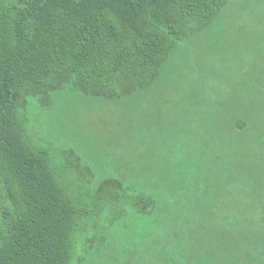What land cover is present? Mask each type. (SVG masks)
<instances>
[{"label": "trees", "instance_id": "1", "mask_svg": "<svg viewBox=\"0 0 264 264\" xmlns=\"http://www.w3.org/2000/svg\"><path fill=\"white\" fill-rule=\"evenodd\" d=\"M230 6L0 0V264H76L82 236L112 228L130 210H181L186 198L197 203L199 228L189 236L178 230L168 264H264V37L252 48L244 37L238 57L225 41L219 46L213 36ZM65 91L115 110L133 102L126 107L146 128L144 103L165 98L170 116L184 121L179 132L164 129L170 164L147 141L144 157L127 158L138 147L129 127L122 138L130 144L115 145L127 164L116 156L111 165L127 175L96 180L73 150L56 152L30 126L31 101L48 109ZM44 175L66 202L58 234L34 193ZM85 252L87 262L77 264H88Z\"/></svg>", "mask_w": 264, "mask_h": 264}, {"label": "rangeland", "instance_id": "2", "mask_svg": "<svg viewBox=\"0 0 264 264\" xmlns=\"http://www.w3.org/2000/svg\"><path fill=\"white\" fill-rule=\"evenodd\" d=\"M231 3L232 6L222 18L223 25L217 28L219 35L215 33L213 39H219L217 43L221 47L225 41V46L232 48L238 57L240 41L244 37L249 39V48L264 37V0H231ZM249 51L246 50L247 53ZM52 99L48 109L40 106L35 100L31 101V128L48 142H53L56 152L61 153L64 148L73 150L82 159V164L96 174V180L101 181L109 176L119 178L122 173L127 175L128 171L119 172V166H111L112 159L114 158V162L117 156L126 165L127 158L131 156H145L148 149L144 147L146 144L152 151H157V155L160 151L163 152L167 158L166 165L170 164V151L167 152L165 147H161L164 129L169 123L172 128L177 129L174 133L179 132L183 130L184 121L181 114L170 116V104L164 103L165 98L152 97L148 98V102L144 101L148 111L145 115L147 128L138 123L140 115L135 116L127 108L128 105H134L133 102L124 103L115 110L112 103L105 105L102 103L104 100L79 97L73 91L57 93ZM129 127L136 137L133 144L138 147H135L136 150L132 154H126V158L122 155L123 150H115V145L130 144L129 139L122 138ZM144 141H147L145 145ZM182 141L183 136L180 135L177 150H180L178 147L182 145ZM134 165L139 167L137 163ZM162 165L164 166V162ZM41 179L43 181L34 193L40 199V207L47 209L49 224L58 234L63 228V217H67L60 212L61 206H65L66 202L59 183L50 178L51 185L48 182L44 185L46 175L41 176ZM59 200L62 202L60 207ZM186 203V207L181 210L172 206L158 208L159 211L155 215H138L130 210L112 228L104 229L102 233L98 230L96 234L82 236L74 262H87L85 250L90 249L92 255L88 264L170 263L172 257L168 256V252L172 251L169 248L176 242L178 230L182 229L189 236L199 228L200 217L194 214L191 208L197 203L188 198ZM109 216L110 214H107L106 217ZM106 219L103 226L107 227L109 224ZM98 237H105L106 240Z\"/></svg>", "mask_w": 264, "mask_h": 264}]
</instances>
